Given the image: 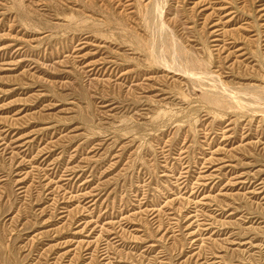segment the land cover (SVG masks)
<instances>
[{
  "label": "rangeland",
  "instance_id": "374dc122",
  "mask_svg": "<svg viewBox=\"0 0 264 264\" xmlns=\"http://www.w3.org/2000/svg\"><path fill=\"white\" fill-rule=\"evenodd\" d=\"M0 264H264V0H0Z\"/></svg>",
  "mask_w": 264,
  "mask_h": 264
}]
</instances>
